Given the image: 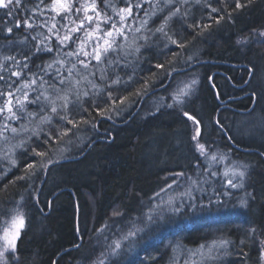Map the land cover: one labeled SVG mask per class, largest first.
Here are the masks:
<instances>
[{"label": "snow or ice", "instance_id": "snow-or-ice-1", "mask_svg": "<svg viewBox=\"0 0 264 264\" xmlns=\"http://www.w3.org/2000/svg\"><path fill=\"white\" fill-rule=\"evenodd\" d=\"M242 6L239 0L232 11L229 0H0V264H20L17 241L31 209L43 212L50 169L92 146L94 137L82 133L100 134L103 121L126 119L146 97L143 118L171 110L190 122L194 159L165 169L138 207L114 209L83 233L78 227L73 248L91 249L84 264H159L163 255L167 264H180L178 252L183 264H264V224L252 222L235 231L217 228L195 247L179 237L148 247L178 217L250 211L256 200L248 191L253 165L233 155V123L217 112L211 123L219 140L205 141L201 119L187 110L204 79L197 39ZM256 35L264 43V31ZM206 79L215 90L212 77ZM214 94L226 104L219 90ZM250 99L259 106L255 92ZM252 114L251 108L241 113ZM256 119L264 124V112Z\"/></svg>", "mask_w": 264, "mask_h": 264}, {"label": "trees", "instance_id": "trees-1", "mask_svg": "<svg viewBox=\"0 0 264 264\" xmlns=\"http://www.w3.org/2000/svg\"><path fill=\"white\" fill-rule=\"evenodd\" d=\"M239 2L242 9L233 11L230 21L225 18L219 26L213 24L211 35L205 34V39H197L195 44L205 62L199 67L204 79L199 99L187 110L201 119L202 134L210 137L207 141L219 140L211 123L217 112L228 117L235 130H239L237 119L264 112V99H261L264 97V43L258 42L260 37L256 35L264 31V0ZM228 10L232 11L231 4ZM242 37H249V42L238 43ZM148 67L144 65L146 72ZM208 76L212 77L215 90L207 81ZM216 90L226 104L216 99ZM252 92L256 93L259 106L252 104ZM149 102L150 98L146 97L143 103L135 105L133 114L126 119L103 121L98 135L82 133L94 137L92 146L83 153L73 152L70 159L50 169L39 205L43 212L31 209L26 229L17 241L20 264H77V261L84 264V257L91 254V249L88 244L80 251L73 248L78 242V227L83 233L86 227L99 223L114 209L138 207L139 197L147 199L165 169L187 165L194 159L190 122L171 110L145 119L143 115ZM248 108L253 109V114L241 115ZM105 130L110 131V137ZM240 135L238 131L234 136L238 142L235 148L253 151L244 154L235 149L233 154L253 165L248 191L254 193L256 200L251 210H222L185 217V220L178 217L151 242L150 249L156 248L165 237H179L189 247H195L212 240L217 228L235 231L250 222L264 224V156L260 155L264 153V139L245 142L238 138ZM256 136L260 138L258 133ZM46 201L51 202L50 207H45ZM257 251L256 246L250 251L253 261ZM144 255L149 253H142L141 259ZM177 256L183 264L186 256L179 252ZM167 259L163 255L159 264H167Z\"/></svg>", "mask_w": 264, "mask_h": 264}, {"label": "rangeland", "instance_id": "rangeland-1", "mask_svg": "<svg viewBox=\"0 0 264 264\" xmlns=\"http://www.w3.org/2000/svg\"><path fill=\"white\" fill-rule=\"evenodd\" d=\"M256 115L252 118L249 116H245V117L237 119V121H240L238 123L239 126H237L239 127V130H236V134L238 133V131L241 134L240 136H238L239 139L245 140V142H254L253 140L257 141L259 139H264V124H262L259 120L256 119ZM257 133L260 135V138L256 136ZM202 136H203V140L207 141V138L209 136L203 135V134ZM220 167L222 168L223 166L221 165ZM184 218L185 217H183L182 219L185 220Z\"/></svg>", "mask_w": 264, "mask_h": 264}, {"label": "bare ground", "instance_id": "bare-ground-1", "mask_svg": "<svg viewBox=\"0 0 264 264\" xmlns=\"http://www.w3.org/2000/svg\"><path fill=\"white\" fill-rule=\"evenodd\" d=\"M233 3H234V0H229V4H231V5H232ZM240 4H242V3L240 2ZM213 6H217V5H215V4H214ZM241 9H242V7H241V8H239L238 10H241Z\"/></svg>", "mask_w": 264, "mask_h": 264}, {"label": "flooded vegetation", "instance_id": "flooded-vegetation-1", "mask_svg": "<svg viewBox=\"0 0 264 264\" xmlns=\"http://www.w3.org/2000/svg\"><path fill=\"white\" fill-rule=\"evenodd\" d=\"M242 153H244V152H242ZM252 153H253V152H252ZM252 153L249 152V153H244V154H252Z\"/></svg>", "mask_w": 264, "mask_h": 264}]
</instances>
